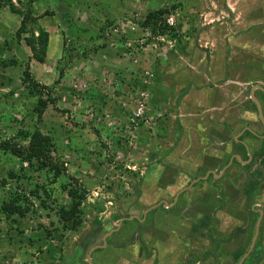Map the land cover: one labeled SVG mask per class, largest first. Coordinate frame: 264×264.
<instances>
[{"label":"rangeland","instance_id":"1","mask_svg":"<svg viewBox=\"0 0 264 264\" xmlns=\"http://www.w3.org/2000/svg\"><path fill=\"white\" fill-rule=\"evenodd\" d=\"M3 1L0 3V8L6 7L14 14L9 1L10 4H15V2L12 0ZM58 1L60 3V0ZM74 1L76 6H72L68 13L66 8L59 12L56 11L60 16L62 15L60 12L64 13L66 25L63 27L54 23L52 25L51 21L54 19L52 16L44 17L42 14L36 17L39 19L38 26L45 29L48 34L50 33L47 46L50 54H45L43 60L39 62L31 59L30 27L26 26L22 33L25 36V38L23 36L24 40L21 38L18 40L16 37V32L20 27L18 18L12 17L10 14L8 17L7 13H2L0 16V33H2L0 36V59L1 55L10 56L5 60L8 68L0 70V144L10 141L19 147H26L28 141H24L20 133L26 131L32 133L34 130H39L51 141L52 147L48 159L51 162L50 167L55 165V170L50 168V171H40L39 173L34 169L35 160L29 164H21L19 159L10 157L0 148V264H70L77 255L74 254L76 247L72 242L77 240L75 237L83 227L86 230L89 223L84 225V220L86 222L93 220V217L86 219L89 205L98 199L105 198L106 201L111 200L112 205L109 204L108 208L102 212L111 213V210L115 208L113 203L115 197L112 194L108 196L106 188L116 180L109 179V183L106 184L102 178L93 174L80 173V164L83 163L82 152L87 151L91 162L93 154L98 156V163L103 164L105 161L109 169L106 170L107 174L112 173L113 170H119L116 167L117 164L127 167L130 170L128 178L125 180V186L128 189L130 184L135 183L139 177L144 175L148 165L135 175L134 162H129L123 157L119 152L120 149L128 148V150L134 151L133 155H144L146 157L143 161L144 164L152 162L154 157L150 155L149 159L148 152L151 146H158L159 143L155 138L160 140V143L169 145L173 141L171 137L174 138L175 134L178 135L180 120L189 121V115L192 112L190 108L185 109L186 105H189L188 101H191L190 98L188 100L185 98L188 91L184 88L175 90L172 88L173 83L164 80L160 83L159 79L165 72H158V69L163 70L171 67L177 58L174 51L175 44L169 39L177 38L178 27L182 25L184 16L188 17L189 8L187 5H175L179 4L176 3L178 0H171V2H168L169 0H85L90 3L95 2L94 5L97 6V9L88 10L87 5L79 7L82 6V3L79 0ZM170 6L183 8L180 13L178 12L181 18L176 21L177 27L169 30L164 26V18L156 24L152 21L147 22L142 29L144 39L142 46H135L134 49L132 47L138 37L129 40L126 38L128 35H113V30L116 28V24L121 23V19L126 17L128 20L140 13V18L145 23L148 13ZM50 13L55 15L54 12ZM70 17L73 20L72 26L78 32L73 38L68 35L67 31L65 32ZM43 19L45 22L42 21ZM8 26H11V30ZM64 32L67 34H63ZM33 35L35 38L38 37L36 30ZM139 36H141V31ZM167 38L169 39L166 40ZM191 46L190 44L189 47ZM191 54L197 57V53ZM18 56L22 58L23 64L20 73L9 66L10 60H8ZM26 69L30 81L35 82L37 90H40L37 95L28 84L30 81L23 83V79H25L23 73ZM61 72L63 75L60 74ZM134 81L137 82L133 83L132 91L129 85ZM188 81L189 75L183 82ZM2 84H9V90L5 92L7 97H4L1 91L5 88ZM14 87L18 88L22 96L20 99L18 96L19 100L17 101L9 96ZM116 91L121 94L114 95ZM90 93H94L98 98L100 95L106 96L101 100H109L108 95L111 99L112 97L118 98L120 100L113 101V103L119 106H122L121 104H124L127 99L129 100L127 105L135 111L142 107L149 117L150 124L147 130H143L138 140L131 143L128 141L126 143L124 139L117 136L112 137L115 126L110 117V106L104 107L108 110L106 116L103 115L100 120H92L89 110L93 113L94 104L100 100L90 99L88 97ZM91 96L93 95L91 94ZM38 98L46 102L40 119L33 112ZM104 117H107L108 121ZM194 128H192V132L196 130ZM182 131L188 133L189 126L182 128ZM195 133L197 132L195 131ZM176 135L175 137H177ZM118 140H122L121 142L124 143L120 145L115 143ZM136 141L138 142L136 143ZM147 144L150 147H147ZM117 149H119L118 152H116ZM254 167L257 168L254 169ZM252 169L251 171L258 173L260 178L258 184L264 187V164L255 160ZM260 171L263 173L259 174ZM12 172L19 177L27 176L26 178L29 179H8L9 173ZM58 172L60 176L54 180V174ZM131 174H134L135 177H132ZM105 180L107 181L108 177ZM83 181H88L91 185L84 188ZM192 181L190 180V183ZM74 185L84 188L86 196L79 208L83 222L81 221L77 231L69 232L65 230L67 226H64L60 221L57 213L59 207L70 208L72 199L66 193L68 189H65ZM208 185L209 181L206 185L195 182L196 187L192 190L194 192L197 189L199 191L203 189L201 192H205ZM38 187L37 193L35 189ZM224 187L226 189V185ZM247 187L248 184L245 188ZM211 188L215 194L220 186L214 184V187L211 186ZM42 189L48 193L46 196ZM261 190L264 192V188ZM231 191L228 192L232 193ZM260 192L258 193L261 194ZM13 194L18 199L15 201L16 205L25 212L24 217L6 216L2 213V205L6 201H12L11 195ZM43 198L45 204L42 203ZM217 201L219 204H223L222 200L217 199ZM256 208L264 209L261 205L254 207V210ZM94 210L97 209L94 208ZM259 218L260 215L256 218L252 216L250 219L255 227L256 219L258 221ZM91 225L90 223L89 227ZM255 242L256 245L258 242V245L261 243L264 249V231L258 232ZM252 249L253 247H250L247 250V252L250 250V255L251 251L253 253L255 251ZM260 252H262L263 259L258 264H264V250ZM258 255L260 254L258 253ZM250 262L251 260H248L246 263Z\"/></svg>","mask_w":264,"mask_h":264},{"label":"crops","instance_id":"2","mask_svg":"<svg viewBox=\"0 0 264 264\" xmlns=\"http://www.w3.org/2000/svg\"><path fill=\"white\" fill-rule=\"evenodd\" d=\"M12 1L15 2V15L2 7L0 16L7 13L8 17L10 14L18 18L17 12L26 11L25 0ZM32 1L31 7L36 12L33 16L43 14L47 17L46 12H54L51 24L61 27L66 25L64 13L60 12V16L56 11L66 8L68 13L72 6H76L74 0H60V3L58 0ZM79 2L82 3L79 7L87 5L88 10L97 9L95 2ZM176 3L187 5L189 17L178 27L177 38L166 39L175 44L177 58L171 67L158 69V72H165L159 79L160 83L164 80L173 83L172 88L175 90L184 88L188 91L185 98L191 101H188L189 105L185 109L190 108L192 111L190 114L189 109V121L180 120L178 135L175 134L177 137L174 135L175 140L171 137L174 143L172 141L166 146L155 138L158 146L150 147L147 144L150 147L148 158L150 155L154 157L148 164L143 163L146 159L144 155H133L134 151L128 148H121L120 151L117 149L116 152L119 151L129 162H134L135 175L144 170L146 165L148 169L145 168L144 175L130 184L128 192L123 191L125 188L119 179L107 186L108 196L112 194L115 197V208L111 213L102 212L109 204L112 205L109 198L110 201L98 199L89 205L86 219L93 217V220H84V225H92L89 227L88 224L86 230L83 227L75 237L77 240L72 242L76 247L74 254L77 255L70 264H258L256 258L253 259L247 252L253 233L246 245L237 248V239L231 232L244 219H251L252 216L256 218L260 214L259 220L256 219L257 232L264 231L260 228H264V209L263 214L262 209L258 208L250 212L259 205L264 207V197L252 199L242 196L249 182L246 181L254 180L258 173L252 171L251 176H245L242 174L244 168H240L238 174L232 170L230 176L222 182V185H226V194L223 204H219L212 189H209V193L200 192L205 195L196 198L197 192L191 189L190 180H193V175L190 172L198 166L194 165L192 153L199 148L202 149L203 162L199 167L202 172L196 175L204 177L203 185L207 184L209 178L205 175L206 167L215 164V158L212 161L209 159L210 153L218 150L228 157L233 152L245 158L243 147L233 142L239 136L242 143L247 144V152L252 153L251 160L255 163V160L260 159L256 153L259 145L263 144L246 133L244 128L261 131L259 126L254 125L259 113L249 99L253 87L264 89V0H178ZM42 21L45 22V19ZM20 23L21 18H18V25ZM8 28L11 30V26ZM192 28L195 32H192ZM185 43H188L186 48L181 46ZM193 52L197 53V57L191 54ZM8 57L1 55V60H7ZM3 69L4 66L0 67V70ZM225 74L227 76L224 77ZM187 75L189 81L183 82ZM219 82L221 84H217ZM2 85L5 88L1 91L5 94L9 84ZM254 96L259 104L264 101L263 94L255 91ZM260 111L263 119L264 107ZM240 120L241 127L238 129L241 132L236 136L235 132L238 131H231V123ZM185 126L190 128L188 133L182 131ZM193 127L197 133L192 132ZM224 129L228 136L225 140L220 136V131ZM234 147H238L239 153L233 151ZM82 154L80 173L93 174L102 178L106 184L109 179H113L114 173L106 172L109 169L105 161L103 164L98 163V156L93 154L91 162L86 150ZM102 157L104 160V155ZM254 163L248 167L249 170H253ZM259 163L263 165L261 161ZM131 176L135 177L134 174ZM83 185L88 188L91 184L83 181ZM230 190L232 193L228 192ZM252 247L258 251L264 250L261 243L256 245L255 241ZM237 250L245 252L231 254ZM250 256L251 262L246 263Z\"/></svg>","mask_w":264,"mask_h":264},{"label":"trees","instance_id":"3","mask_svg":"<svg viewBox=\"0 0 264 264\" xmlns=\"http://www.w3.org/2000/svg\"><path fill=\"white\" fill-rule=\"evenodd\" d=\"M3 0H0V3ZM9 1V0H7ZM26 2L24 3L25 7H26V11H19L17 12L18 18H21V23H20V27L18 29V32H16V37L18 40L25 38L23 31L25 30L26 26H29V34H30V38H29V43L31 44V48H32V55H31V59L36 60V61H42L45 54H47V46H48V42H49V34L47 33V31L43 28H41L39 25V19H37L34 15H36V12L32 9L31 4L32 1L29 0H25ZM4 2V1H3ZM9 5L10 8L12 9L13 12H15V8L13 7V4H10L9 1ZM175 5H180L181 4H175ZM181 7L179 6H170V7H165V8H160L159 11H153L147 14L146 16V22L144 23H137L138 28L140 29V31L145 27L146 23L149 21H152L153 23H157L158 21H161L162 18H164L165 16H167L170 12L172 13H180L182 11V9H180ZM46 16H53V13L50 12H46ZM72 17H70L69 20V25L67 27V29L65 30V32L67 31L68 35H70V37H74L78 32L75 30V28L72 26ZM63 27V26H62ZM34 30L37 31L38 33V37H34L33 32ZM164 30H166V28H164ZM63 33V34H67V33ZM192 32H195V30L192 29ZM76 33V34H75ZM22 35V36H21ZM24 36V38H23ZM127 39L129 40H133L134 38H136L134 36V34H129L127 37ZM121 42V41H120ZM188 43H185L184 45L181 44V46L183 47H187ZM22 59L21 57H17ZM16 57L10 58V62H9V66L12 67L13 69H18L15 70L17 72L20 73V68H22L23 64L22 62L17 59ZM5 60H1L0 59V67H3L6 69L8 68V66L5 64ZM11 68V69H12ZM27 68V67H26ZM27 69L26 71H24L23 75L24 78L23 79V83L26 81H30V77L29 75H27ZM60 74L63 75V73L61 72ZM137 81L132 82L129 87L130 89L133 91V83H136ZM29 85H31V88L33 89V92L35 95H37L39 93V91L37 90V86L35 85V82L30 81L28 83ZM143 89V85L141 87ZM145 88V87H144ZM16 92H20L18 91L17 87H14V89L11 90V92L9 93V96H12L13 99V95ZM91 94L93 96H91ZM121 93L116 91L114 93V95H120ZM4 97H7L6 94H4ZM21 93H19V99L21 98ZM90 99L93 100H97V96L94 93H90L88 96ZM19 99H15L16 101ZM46 106V102L43 101L42 99H37L36 102V107L34 109L33 112L36 113V116L38 119L41 118V114L43 112V109ZM21 137L24 138V141H28L26 147H19L17 144L15 143H11L10 141H5V142H1L0 144V148H2V150L4 152H6V154L8 153L10 157H15L17 159L20 160L21 164L25 163V164H29L32 160H35L34 162V169H36L39 173L40 171H50L52 169H54L55 165H52L50 167V160L48 159V155L50 153V149L52 147L51 141L48 137H45L44 135H42L39 130H34L32 133L26 131L25 133L21 132L20 133ZM55 170V169H54ZM40 176V175H39ZM60 176L59 172L54 174V180H56L58 177ZM27 177V176H26ZM24 175L19 177L17 175H15L13 172L9 173L8 175V179L11 180H18V179H29L26 178ZM7 182V181H6ZM64 188V187H63ZM71 188V189H69ZM65 190H67V194L70 196V198L72 199V204L70 206V208H63V207H59L58 208V218L60 219V221L64 224V226H67V228L65 229L66 231H77L78 227L81 224L82 218H81V212L79 210L81 204L83 203L82 201H84L85 196H86V191L84 188L81 187H76L75 185L73 187H69ZM38 188L35 189V191L38 193ZM41 190V189H40ZM64 190V191H65ZM43 194L44 196H46L48 193L43 190ZM42 198V197H41ZM11 199L12 201H6L3 205H2V213L5 214L6 216H19V217H24L25 212L21 210L20 207H18L15 203V201H17V197L16 195H11ZM42 203L45 204L44 198L42 199ZM46 207V206H45ZM259 244V242L257 243ZM258 253H260V251L256 250L254 251V253H252V258L255 259L256 261L259 263L261 261V258L263 259L262 256V252L260 253V256L258 255ZM257 257H255V256ZM261 257V258H259ZM259 258V259H258ZM251 259V256L249 257L248 260ZM258 259V260H257ZM252 260V259H251Z\"/></svg>","mask_w":264,"mask_h":264},{"label":"flooded vegetation","instance_id":"4","mask_svg":"<svg viewBox=\"0 0 264 264\" xmlns=\"http://www.w3.org/2000/svg\"><path fill=\"white\" fill-rule=\"evenodd\" d=\"M253 107L255 108V105ZM263 107H264V101L260 104L261 110H262ZM242 116H241L240 119H242ZM263 119H264V117H263ZM256 120H257V122H254V125H257V126L260 127L259 128V130H261L260 132L259 131H257V132L251 131V130L248 129V127L244 128V129H246L245 130L246 133H250V135L255 137L257 142L261 141V143L263 144L258 149L256 155L258 154L257 156L260 157L259 161H261L264 164V125H263V123L261 122V120L259 118H256ZM240 122H241V120L238 123H236V121L231 123V128H230L231 131L236 130V129H237L236 131H238V132H235L236 136H237V133L241 132V130L238 129V128L241 127V123ZM199 128H200V125H199ZM230 129H228V130H230ZM224 131H227V130L224 129V130L220 131V136L225 140L226 139L225 137L227 136V134H226L227 132H224ZM261 139H263V140H261ZM228 140H229V138H227V141ZM200 141H202V140H200ZM233 142H236L237 146H242L243 147V149L245 151L244 154H245L246 157L243 158L242 155L238 156L236 154H233V152H232L231 155H229L227 157V154L222 155L217 150L214 153H210L211 156L209 157V159L211 161H212L213 158H215V161H214L215 164L212 163V165L207 166L206 167V171H205V175H207L209 177L207 179V182L209 181L208 189L205 192L209 193L211 191L209 189H212L211 186L214 187V184H216L217 186H220V188L217 191H215L217 199H220V200H223V197L225 195V193L223 192L224 191V185H222V182H223L224 179H226L227 177L230 176L229 173L232 170H235L236 174H238L239 171H240V168H244L242 170V174H244L245 176H251V172H252L251 170L248 169V167L251 166L253 161L252 160L249 161V154L251 152H247V149H246V145L247 144L245 143L246 144L245 145V144L242 143V141L240 140V136L239 137H235ZM233 151H235V153H239L238 152V147H234ZM201 152H202V149L199 148V149H197V151L195 153H192L193 154L192 156H194V161H193L194 165H198L197 167L192 168V172H191L192 175H193V182H191L192 189L194 187H196L195 186V182H198V183L204 182V180H203L204 177L196 175L199 172H202V170L199 169V167L201 168L202 162H203L202 158H201ZM230 162H232L231 166H229ZM233 164H235V166ZM224 169H225V171H224ZM259 180H260L259 176H256L254 178V180L252 178L251 180H247L246 181V182H248V181L249 182L247 183L248 187L243 189V191H242L244 193V195H242L244 198H252V199L253 198L254 199L259 198V199H261L262 197H264V192H262V195L258 193V192H260L261 189L264 188V187H262L263 185L258 184ZM202 190L203 189H201L199 191V189H197V191H194V192H197L195 194V195H197L196 198L201 196V195H203L202 193H200ZM212 193H214V192L212 191ZM219 195H221V198H219ZM253 211H255V210L253 209ZM250 212H252V210ZM257 223L258 222H256V225H257ZM238 225L239 226L235 230L231 231L233 236H235L236 239H237V243H236L237 248H240V247L246 245L248 243V240H249L251 234L253 233L252 237H251V240H249V243H248V247L250 248V246L252 244L253 237H254V232L256 230L255 225L252 224V222L250 220V217L247 218V219H244V221L242 223H239ZM260 228L262 229V226ZM223 246H222V248H223ZM241 252H245V250H242V251L241 250H237L236 252H233L231 254L237 255V253L239 254ZM249 253H250V250H249ZM251 253H253V252L251 251Z\"/></svg>","mask_w":264,"mask_h":264},{"label":"clouds","instance_id":"5","mask_svg":"<svg viewBox=\"0 0 264 264\" xmlns=\"http://www.w3.org/2000/svg\"><path fill=\"white\" fill-rule=\"evenodd\" d=\"M170 15H178L176 18V21H177V19H180L181 17L178 13H172V12H170L167 16L164 17V26H166L169 30H173L177 27L176 21H175L174 27H169L166 24L167 17ZM184 19H186L185 16H184ZM120 21H121L120 24H116V28L113 30V35L114 34L115 35H122L123 34L124 36H126L129 34H134L135 37H138V40H136L135 45L132 46L133 49L135 48V46H142V44L144 43V39L142 37V30H141V36H139L140 35V29L137 26V23H143V21L140 18V13H137L135 16L130 17V19H128V20H126V17H125V18L121 19ZM122 28H124L127 32L122 33L121 32ZM131 28H134V30L132 31ZM192 29L194 30V28H192ZM124 44H127V42H124ZM47 54H48V51H47ZM17 59L21 60L20 58H17ZM15 95H17V96H15ZM18 96H19V93L16 92L13 95V99H17ZM105 97L106 96H104V95H100L99 98L97 97V100H100V101H96V103L94 104V108L92 109L93 113L91 110H89V113L91 114L92 120H100L103 118V115L106 116L107 115L106 112L108 110L104 107L110 106V109H109L110 110V117H111V119L114 123V126H115V127H113L115 135L112 133V137H114V138H115V136L120 137L121 139H124V141H126V143H127V141H128V143H131L135 140H138V138L142 135L143 130L144 131L147 130V127L149 126L150 122H144L138 118L139 121L136 123L137 127H135L134 130L128 131L127 126L129 125V121L133 117V114L135 112H138V110L141 109L142 107H139L135 111L127 105V102L129 101L127 99L125 100L124 104H121L122 106H119V105L114 104L113 101L116 102L117 100H120V99L113 98V97L111 99V97L108 95L109 100H101L102 98H105ZM142 114L144 117L147 118V120H149L148 113H146V111ZM104 119L108 121L107 117H104ZM121 141L122 140H118V141H115V143H117L119 145L123 144L124 142H121ZM137 142L138 141H136V143ZM114 160H116V158H114ZM252 163H254V161ZM116 167L119 170H117V171L113 170L112 171L114 173L113 179H115V180L119 179L121 185L125 188L123 191L128 192V190H130V188L127 189L125 186V180H126L125 177H126V175L128 176V174L130 173V170L127 167H122L119 164H117ZM121 174H122V177H120ZM116 176H117V178H116Z\"/></svg>","mask_w":264,"mask_h":264},{"label":"built area","instance_id":"6","mask_svg":"<svg viewBox=\"0 0 264 264\" xmlns=\"http://www.w3.org/2000/svg\"><path fill=\"white\" fill-rule=\"evenodd\" d=\"M178 15H170L167 17V20H166V24L169 26V27H174L175 26V21H176V18H177ZM131 30L133 31L134 28H131ZM122 33H126L127 31L122 28L121 30ZM141 112V113H140ZM144 111L143 109H139L138 112H135L133 114V117L130 119L129 121V125L127 126V129L128 131H131V130H134L135 127H137L136 123L139 121L138 118L141 120V121H144V122H148L147 118L143 116ZM114 165V163H113ZM117 178V176H116Z\"/></svg>","mask_w":264,"mask_h":264},{"label":"water","instance_id":"7","mask_svg":"<svg viewBox=\"0 0 264 264\" xmlns=\"http://www.w3.org/2000/svg\"><path fill=\"white\" fill-rule=\"evenodd\" d=\"M257 86V85H256ZM259 92V93H261V94H263L264 95V89L263 88H261V87H259V86H257V87H253L251 90H250V98L251 99H249L250 101L252 100L253 101V104L255 105V109H256V111L259 113V119L261 120V122L263 123V125H264V119H262V117H261V108H260V104H259V102H258V100L255 98V96H254V92ZM261 140H263V139H261ZM260 146L261 145H259V148H260ZM249 157H250V161H251V158H252V155H251V153L249 154ZM232 165V162H230L229 163V166H231ZM224 171H225V169H224ZM190 176L188 175L187 176V178H189ZM186 189V188H185ZM185 189H183L182 191H184L185 192ZM181 191V192H182ZM262 208H263V206H262ZM262 214H263V211H262ZM261 215V214H260ZM257 225H258V223H257ZM257 225H256V230H255V232H254V237H253V240H252V244H251V247L253 246V241H255V238H256V236H258V232H257Z\"/></svg>","mask_w":264,"mask_h":264}]
</instances>
